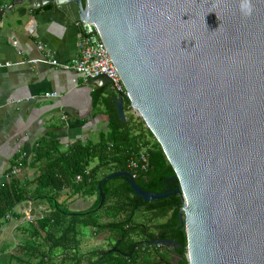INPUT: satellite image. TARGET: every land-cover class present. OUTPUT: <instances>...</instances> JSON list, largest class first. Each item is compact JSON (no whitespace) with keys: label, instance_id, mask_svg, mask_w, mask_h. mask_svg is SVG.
<instances>
[{"label":"water","instance_id":"1","mask_svg":"<svg viewBox=\"0 0 264 264\" xmlns=\"http://www.w3.org/2000/svg\"><path fill=\"white\" fill-rule=\"evenodd\" d=\"M50 1L98 28L173 167L188 264H264V0ZM120 176L146 202L169 196L128 172L104 182Z\"/></svg>","mask_w":264,"mask_h":264},{"label":"trees","instance_id":"2","mask_svg":"<svg viewBox=\"0 0 264 264\" xmlns=\"http://www.w3.org/2000/svg\"><path fill=\"white\" fill-rule=\"evenodd\" d=\"M101 92L94 97V107H102L107 122L97 141L76 140L66 148L60 139L45 137L36 144L31 158L22 160V167L37 172L35 191H28L26 183L12 178L0 189V220L12 215L18 204L34 198L46 205V210L27 228L23 254L12 257L10 264H163L154 253L149 254L143 245H138L137 238L142 234L140 223H156L169 214L167 224L160 223L158 228L176 224L183 245L180 264H188L186 232L179 221L183 203L176 192L180 186L173 167L145 122L132 114L129 99L123 96V121L115 101L120 95L110 84ZM144 150L148 169H131L130 160L140 158ZM118 172L130 173L144 191L169 196L146 202L123 176L104 182ZM99 184L105 195L101 207ZM63 193L66 198L62 200ZM77 195L95 197L94 205L85 211H73L69 200ZM84 228L93 229L95 235H105L110 241L108 249L115 247L116 251H83L79 237Z\"/></svg>","mask_w":264,"mask_h":264},{"label":"crops","instance_id":"3","mask_svg":"<svg viewBox=\"0 0 264 264\" xmlns=\"http://www.w3.org/2000/svg\"><path fill=\"white\" fill-rule=\"evenodd\" d=\"M15 1L0 0V189L12 178L34 192L36 170L23 167L14 174L18 162L29 160L45 137L60 139L66 148L76 140L97 141L107 117L101 106L94 107V97L106 85L41 61L45 53L39 45L60 64L77 57L81 28L65 11L50 0ZM45 93L58 96L48 98ZM90 200L94 205L95 197ZM45 210L34 198L0 220V264L23 254L27 228Z\"/></svg>","mask_w":264,"mask_h":264},{"label":"built area","instance_id":"4","mask_svg":"<svg viewBox=\"0 0 264 264\" xmlns=\"http://www.w3.org/2000/svg\"><path fill=\"white\" fill-rule=\"evenodd\" d=\"M39 50L45 53V59L42 62L49 63L65 70H72L81 74L86 81H94L100 78H107L110 81L111 88L122 98L128 94L118 69L112 62L111 56L106 44L100 36L98 28L87 22H83L81 32L78 35L77 57L71 64H60L59 61L48 51L44 45H39ZM38 61H32L37 63ZM7 66V65H5ZM45 97H57L56 93H45ZM132 107V106H131ZM131 169L146 171L149 167L148 155L144 150L140 154V158H132L129 163ZM22 160L18 162L13 173L18 174L22 170ZM80 181L81 177L78 176ZM11 214H8L9 218Z\"/></svg>","mask_w":264,"mask_h":264},{"label":"flooded vegetation","instance_id":"5","mask_svg":"<svg viewBox=\"0 0 264 264\" xmlns=\"http://www.w3.org/2000/svg\"><path fill=\"white\" fill-rule=\"evenodd\" d=\"M177 192V191H176ZM178 194V193H177ZM171 215L169 214L163 220L147 224L140 223L141 235L137 238L138 245H143L144 250H147L149 254L155 255V259L163 264H180L181 262V251L183 250V245L179 242V232L180 230L176 228V224H170L163 229L158 227L160 223L164 225L170 220ZM179 221L181 223V218L179 215ZM181 226L182 223H181ZM104 243H106V236L103 235ZM161 241H169L171 244H167ZM108 242V241H107ZM105 249L111 251H116V248ZM136 247L135 249H137Z\"/></svg>","mask_w":264,"mask_h":264},{"label":"rangeland","instance_id":"6","mask_svg":"<svg viewBox=\"0 0 264 264\" xmlns=\"http://www.w3.org/2000/svg\"><path fill=\"white\" fill-rule=\"evenodd\" d=\"M132 114L136 117H138L135 113L134 110L132 108L131 110ZM140 118V117H138ZM142 119V118H141ZM143 120V119H142ZM64 198H66V194H61V199L63 200ZM91 197H78V198H73L71 200H69V208L72 209L73 211H85L88 210L91 206L90 202ZM84 233L81 237V249L85 252H89L92 250H96V249H105L107 246H109V240L106 241V243H104V238L103 235H95L93 232V229H89V228H84L83 229ZM36 262V261H35Z\"/></svg>","mask_w":264,"mask_h":264}]
</instances>
